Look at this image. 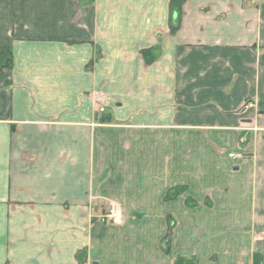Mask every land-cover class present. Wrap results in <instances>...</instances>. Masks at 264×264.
<instances>
[{"label": "crops", "instance_id": "1", "mask_svg": "<svg viewBox=\"0 0 264 264\" xmlns=\"http://www.w3.org/2000/svg\"><path fill=\"white\" fill-rule=\"evenodd\" d=\"M180 11L0 0V52L12 53L0 69V264H138V234L142 246L152 234L138 217L176 216L173 252L202 227L221 244L264 232V0ZM174 187L187 189L166 202Z\"/></svg>", "mask_w": 264, "mask_h": 264}, {"label": "rangeland", "instance_id": "2", "mask_svg": "<svg viewBox=\"0 0 264 264\" xmlns=\"http://www.w3.org/2000/svg\"><path fill=\"white\" fill-rule=\"evenodd\" d=\"M252 106V105H251ZM258 128L262 133L263 131L260 130V128H264L263 125H259ZM258 160L263 161L264 154H260ZM177 188V192H170L171 195L175 196L173 199H176L180 194H184L186 192V187H174ZM173 188V189H174ZM171 197V196H170ZM165 198V201H170ZM171 204V203H168ZM176 204V203H175ZM200 204L211 206L212 201L208 198L203 203H199L198 201L194 200L193 198L188 197L186 199V207H198ZM116 206H119L122 210L120 203H115ZM114 206L113 204L110 206V208ZM263 216V215H262ZM121 220V219H120ZM194 219H190V222H192ZM262 222L264 224V216L262 217ZM166 224L164 223V220L161 218H154L150 217L148 218H141L138 217V223L140 225L144 224L145 226L150 225L152 234L147 237L148 244L145 246H142L140 234H138V250L142 248L141 250L148 249L146 258H140L138 257V264H253V256L256 253H260L262 256V262L264 264V232L258 231L256 228V231H254L252 234L250 232L246 235L242 234V236L238 237L236 236V239H231L228 243L221 244L219 241L222 238H219L215 232H212L208 228H201L196 229L194 233H191L193 237L190 238V242H188L187 236H189V233L186 235H183L185 239H187V242L185 243L186 248H181V250L174 251L173 248V238L176 234V231H178L181 228V223L174 215H168L165 219ZM120 223V222H119ZM160 227L162 228V233H158L160 236V244L159 247L164 254V257L161 259H154L156 257L155 250L151 249L152 245H155L153 241L155 231H153V228ZM258 227V226H257ZM264 227V226H263ZM209 229V230H208ZM201 230L203 231L201 234ZM200 232V235L202 237L207 239L206 246L202 244L201 250L198 249L199 245L196 241L198 237V234ZM238 237V238H237ZM150 252L152 255H150ZM145 255V256H146ZM155 256V257H154ZM173 256V258H172ZM154 257V258H153ZM233 260V263L231 261ZM160 261L162 263H160Z\"/></svg>", "mask_w": 264, "mask_h": 264}, {"label": "trees", "instance_id": "3", "mask_svg": "<svg viewBox=\"0 0 264 264\" xmlns=\"http://www.w3.org/2000/svg\"><path fill=\"white\" fill-rule=\"evenodd\" d=\"M85 1L86 2H93L95 0H85ZM183 2H184V0H171L172 10H174L175 13L180 14V12H181L180 10H181V6H182ZM177 27H178L177 25L172 24V31H175L177 29ZM149 52H150L149 50H143L142 51V54H143L144 58L146 59L147 63H150L153 59ZM11 54L12 53L9 50H3L2 52H0V69L2 67H11L12 66V55ZM175 190L177 192L178 189L172 188L168 192V194L166 196L167 200L173 199L175 197V196L171 195V193L175 192ZM253 257H254L253 258V264H263L262 256L260 253L254 254Z\"/></svg>", "mask_w": 264, "mask_h": 264}, {"label": "built area", "instance_id": "4", "mask_svg": "<svg viewBox=\"0 0 264 264\" xmlns=\"http://www.w3.org/2000/svg\"><path fill=\"white\" fill-rule=\"evenodd\" d=\"M108 102L109 100L107 98H104L103 100H101V102L99 101V111L100 112H105L106 111V107L108 106ZM251 105H246L245 108H249ZM255 130H259L258 128H255ZM261 131L264 132V128H260ZM229 157L236 160V159H242L244 158V154L241 152H231L229 153ZM114 206H112L111 208L108 209L107 213H106V217L113 223V224H118L120 222L121 219V215H122V210L119 206H116L115 204H113Z\"/></svg>", "mask_w": 264, "mask_h": 264}]
</instances>
